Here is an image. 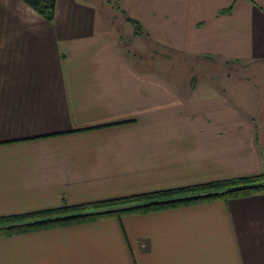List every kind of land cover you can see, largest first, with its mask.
Segmentation results:
<instances>
[{"label":"crops","instance_id":"0c3cea01","mask_svg":"<svg viewBox=\"0 0 264 264\" xmlns=\"http://www.w3.org/2000/svg\"><path fill=\"white\" fill-rule=\"evenodd\" d=\"M263 171L264 0H0V217ZM0 264H264V196L1 236Z\"/></svg>","mask_w":264,"mask_h":264},{"label":"trees","instance_id":"16d2710c","mask_svg":"<svg viewBox=\"0 0 264 264\" xmlns=\"http://www.w3.org/2000/svg\"><path fill=\"white\" fill-rule=\"evenodd\" d=\"M47 22H53L56 0H21ZM137 27V23L133 22ZM139 28V27H138ZM139 31V30H138ZM264 196V171L256 176L211 182L108 201L63 207L21 216L0 217V237L66 227L109 217L139 215L249 196Z\"/></svg>","mask_w":264,"mask_h":264},{"label":"rangeland","instance_id":"374dc122","mask_svg":"<svg viewBox=\"0 0 264 264\" xmlns=\"http://www.w3.org/2000/svg\"><path fill=\"white\" fill-rule=\"evenodd\" d=\"M166 51V50H165ZM150 52V50L148 51ZM152 56L151 55H147V53L144 54V58H143V61H144V65L145 67H147L148 70L152 69ZM188 64L186 63L185 66H187ZM232 64H226L227 68L231 67ZM198 67V64L195 65V68ZM185 68V67H184ZM183 69V68H182Z\"/></svg>","mask_w":264,"mask_h":264}]
</instances>
